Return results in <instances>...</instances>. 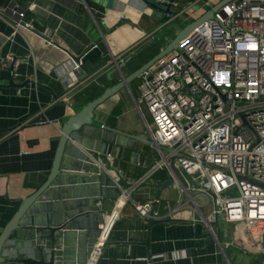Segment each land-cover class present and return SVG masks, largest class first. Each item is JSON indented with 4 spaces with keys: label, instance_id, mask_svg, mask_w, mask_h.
I'll return each mask as SVG.
<instances>
[{
    "label": "crops",
    "instance_id": "obj_1",
    "mask_svg": "<svg viewBox=\"0 0 264 264\" xmlns=\"http://www.w3.org/2000/svg\"><path fill=\"white\" fill-rule=\"evenodd\" d=\"M166 1L0 0V235L23 201L47 183L61 121L74 115L72 108L136 73L224 0H183L172 19L154 6ZM16 11L25 13L34 32H15ZM10 54L18 60L15 68L3 67ZM140 77L96 107L94 124L71 133L59 173L19 220L0 264L42 257L54 258V264H87L98 225L121 195L116 182L132 189L136 203L154 201L163 219L150 223L127 201L97 264H259L261 240L232 224L225 237L215 219L200 221L191 198L205 216L213 204L207 207L176 168L154 171L162 160L158 150L127 136L150 141L136 106ZM170 176L172 185L159 189Z\"/></svg>",
    "mask_w": 264,
    "mask_h": 264
},
{
    "label": "built area",
    "instance_id": "obj_2",
    "mask_svg": "<svg viewBox=\"0 0 264 264\" xmlns=\"http://www.w3.org/2000/svg\"><path fill=\"white\" fill-rule=\"evenodd\" d=\"M182 1L174 0L173 8ZM16 14L15 32H34L33 23L24 21L25 13ZM9 66H18L13 54L3 62V67ZM140 78L136 106L150 144L162 159L154 171L176 168L187 177V186L206 199L207 207L213 204L212 213L205 216L191 198L200 221L215 219L224 227L225 237V227L232 224L263 243L264 0L228 2L213 18L191 29L177 50L156 61ZM87 154L93 156L90 151ZM116 184L121 195L113 213L98 225L99 236L87 264H97L127 201L143 219H163L154 201L136 203L132 189Z\"/></svg>",
    "mask_w": 264,
    "mask_h": 264
},
{
    "label": "water",
    "instance_id": "obj_3",
    "mask_svg": "<svg viewBox=\"0 0 264 264\" xmlns=\"http://www.w3.org/2000/svg\"><path fill=\"white\" fill-rule=\"evenodd\" d=\"M173 1L174 0H168L164 4H162V7H159L157 5H154L157 9L161 10L169 19H172L174 16L172 13L173 9ZM232 0H224L215 7H213L210 11H208L202 18L191 24L190 26L186 27L183 32L178 36V38L164 51H162L159 55H157L154 59H152L149 63H147L145 66H143L141 69H139L136 73L131 75L128 78H125L121 83L118 85L106 89L104 91V94L97 98L96 100L89 102L85 105H82L80 107H75L72 108V111L74 112L73 116L67 117L61 121V132H62V138L59 143V148L56 154V159L54 163V168L51 172V175L47 181V183L34 195L31 197L25 199L23 201V204L17 213V215L13 218V220L7 225V227L2 231L0 235V263L3 262V258L1 257L4 245L7 243L9 240L11 234L13 231H15L19 227V220L21 217L26 213L27 209L35 202V200L40 196V194L44 191V189L49 185V183L53 180V178L59 173L60 171V163H61V158L63 155V151L65 148V145L67 141L69 140V137L71 136V133L77 129H79L83 125H92L94 124V110L98 105L103 103L106 99L114 95L119 89L125 87L128 83H130L132 80H134L137 77H140L149 67H151L156 61L159 59L163 58L167 54H169L171 51L177 50L179 47L180 42L184 39V37L187 36V34L190 32L191 29L195 28L199 24L203 23L204 21H207L211 18H213L214 14L216 11H218L222 6L227 4ZM177 19H175L176 21ZM3 83L0 82V87H4L2 85ZM128 137H132L134 139H137L139 141H145L146 143L150 144V141L146 140L145 137H136V136H131L127 135ZM163 151L165 152H170V149L168 148H163ZM172 176L169 177L167 182L163 183L159 189L165 186H171L172 185ZM150 223L154 222H159L157 220L150 219ZM51 232H53L52 229H50ZM40 251L44 253L43 248L39 247ZM54 250L51 249L50 253L53 254L52 256L54 257ZM264 259V242H263V250L260 253V256L258 258V263L261 264ZM25 264H54V258H52L49 261H46L45 257H42L39 261H35L32 259H27L22 261Z\"/></svg>",
    "mask_w": 264,
    "mask_h": 264
},
{
    "label": "rangeland",
    "instance_id": "obj_4",
    "mask_svg": "<svg viewBox=\"0 0 264 264\" xmlns=\"http://www.w3.org/2000/svg\"><path fill=\"white\" fill-rule=\"evenodd\" d=\"M135 96H136V94H135ZM130 101H131V105H133L134 106V104H133V100H132V98L129 96V98H128ZM128 104V103H127ZM126 103H125V106L127 107L128 105H127ZM144 113H145V115H146V118H147V122L149 123V124H152V122H151V118H150V116H149V114L144 110ZM147 130V129H146ZM237 195V194H236ZM198 202L199 203H203V201H201V200H198ZM201 218V217H200Z\"/></svg>",
    "mask_w": 264,
    "mask_h": 264
}]
</instances>
